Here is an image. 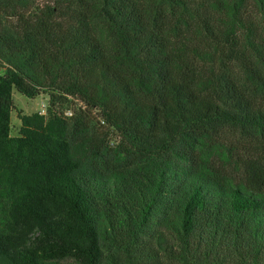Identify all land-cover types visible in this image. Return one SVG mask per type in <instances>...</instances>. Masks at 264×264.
Masks as SVG:
<instances>
[{"label": "trees", "instance_id": "trees-1", "mask_svg": "<svg viewBox=\"0 0 264 264\" xmlns=\"http://www.w3.org/2000/svg\"><path fill=\"white\" fill-rule=\"evenodd\" d=\"M30 3L0 0V264H264V0ZM13 89L48 97L15 136Z\"/></svg>", "mask_w": 264, "mask_h": 264}, {"label": "rangeland", "instance_id": "rangeland-1", "mask_svg": "<svg viewBox=\"0 0 264 264\" xmlns=\"http://www.w3.org/2000/svg\"><path fill=\"white\" fill-rule=\"evenodd\" d=\"M54 0H31L30 9L34 10L35 8L42 9L46 5H52ZM12 100L14 109L11 112V135H17L18 128L20 126V122L17 118V111H20L22 114L30 115L33 113H45L48 107V97L47 95H40L34 99H28L22 94H20L17 90H12ZM80 106V104L73 102V104L69 105V110L75 109ZM65 110V109H64Z\"/></svg>", "mask_w": 264, "mask_h": 264}, {"label": "built area", "instance_id": "built-area-1", "mask_svg": "<svg viewBox=\"0 0 264 264\" xmlns=\"http://www.w3.org/2000/svg\"><path fill=\"white\" fill-rule=\"evenodd\" d=\"M44 114V113H43ZM71 111L70 110H68V111H66L65 113H64V115L66 116V117H70L71 116ZM101 122V124H103V122L102 121H100ZM112 144V143H111Z\"/></svg>", "mask_w": 264, "mask_h": 264}]
</instances>
